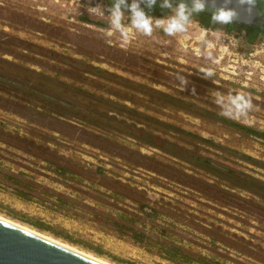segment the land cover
Instances as JSON below:
<instances>
[{"label":"rangeland","instance_id":"rangeland-1","mask_svg":"<svg viewBox=\"0 0 264 264\" xmlns=\"http://www.w3.org/2000/svg\"><path fill=\"white\" fill-rule=\"evenodd\" d=\"M110 8L0 0V216L112 264H264V198L185 152L264 182V40L124 39Z\"/></svg>","mask_w":264,"mask_h":264},{"label":"clouds","instance_id":"clouds-1","mask_svg":"<svg viewBox=\"0 0 264 264\" xmlns=\"http://www.w3.org/2000/svg\"><path fill=\"white\" fill-rule=\"evenodd\" d=\"M211 5L210 20L220 26H228L236 22L240 17V7L253 9L256 0H236L238 6H234L233 0H114L108 11L109 23L121 37L128 38V30L123 23L127 12L131 27L145 36H151L154 29L161 30L167 36H175L187 30L188 25L195 15L206 12ZM159 7L169 10L170 14L156 17L152 10ZM103 12V10L101 9ZM242 98L237 97L233 104L239 107Z\"/></svg>","mask_w":264,"mask_h":264},{"label":"water","instance_id":"water-1","mask_svg":"<svg viewBox=\"0 0 264 264\" xmlns=\"http://www.w3.org/2000/svg\"><path fill=\"white\" fill-rule=\"evenodd\" d=\"M178 3L179 0H173ZM189 2L190 0H185ZM234 6L236 0H233ZM211 5L207 10L212 11ZM240 17L236 21L256 27L264 24V15L258 3L249 10L240 7ZM0 264H103L93 258L73 251L40 235L0 219Z\"/></svg>","mask_w":264,"mask_h":264},{"label":"trees","instance_id":"trees-1","mask_svg":"<svg viewBox=\"0 0 264 264\" xmlns=\"http://www.w3.org/2000/svg\"><path fill=\"white\" fill-rule=\"evenodd\" d=\"M91 1H99V0H91ZM130 2L131 0H129V3ZM256 2L259 5L261 13L264 15V0H256ZM108 3L110 6H112V4L114 3V0H108ZM150 14L156 17H159L164 14L165 15L170 14V11L162 10L159 7H157L154 10H152ZM193 20L196 21L202 28L206 30L214 31V30H218L221 28L226 33H229V34L233 33L234 31H236V33L238 34L245 32L243 37L245 41L250 44L259 42V40L261 39L264 40V24L259 27H252V26H248L242 23L234 22L233 24L228 25V26H220V25L213 23L210 20V12L208 11L195 15L193 17ZM237 126L243 130H246L250 134L260 137L264 140V132H259L254 129H251L250 127L239 125V124H237ZM173 147L177 148L180 151L183 150L180 147L175 146V145H173ZM185 152L190 154V156L195 161L194 163L199 168H202L208 171L209 173L217 177H220L221 179L229 182L234 187L248 190L264 198V182L259 181L241 172L235 171L233 169L223 167L222 165L215 163L209 158L203 157L201 155H197L189 151H185Z\"/></svg>","mask_w":264,"mask_h":264},{"label":"bare ground","instance_id":"bare-ground-1","mask_svg":"<svg viewBox=\"0 0 264 264\" xmlns=\"http://www.w3.org/2000/svg\"><path fill=\"white\" fill-rule=\"evenodd\" d=\"M0 219L6 220L7 222H10V223H12V224H14V225H16V226H18V227H21V228H23V229H25V230H28V231L32 232V233H35V234H37V235H40V236H42V237H44V238H46V239H48V240H50V241H53V242H55V243H58V244H60V245H62V246H65V247H67V248H69V249H71V250H73V251L79 252V253H81V254H83V255H85V256H88V257H90V258H93V259H95V260H97V261H99V262H102L103 264H112V263H109V262H107V261L101 259V257H99V258L96 257V256L93 255L92 253H87V252H85V251H82V250H80V249L74 247V246H71V245H69V244H67V243H64V242H62V241H60V240H58V239H56V238H53V237H50V236L44 235L43 233H40V232H38L36 229H33L32 227H29V226H27V225H24L23 223L21 224V223H18V222L12 221V220L7 219V218H5V217H3V216H0Z\"/></svg>","mask_w":264,"mask_h":264},{"label":"flooded vegetation","instance_id":"flooded-vegetation-1","mask_svg":"<svg viewBox=\"0 0 264 264\" xmlns=\"http://www.w3.org/2000/svg\"><path fill=\"white\" fill-rule=\"evenodd\" d=\"M259 26H262V25H258V26H256V27H259Z\"/></svg>","mask_w":264,"mask_h":264}]
</instances>
